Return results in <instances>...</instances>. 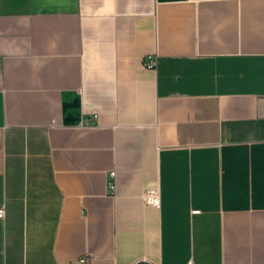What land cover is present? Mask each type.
Here are the masks:
<instances>
[{"label":"crops","instance_id":"crops-1","mask_svg":"<svg viewBox=\"0 0 264 264\" xmlns=\"http://www.w3.org/2000/svg\"><path fill=\"white\" fill-rule=\"evenodd\" d=\"M2 208L0 264H264V0H0Z\"/></svg>","mask_w":264,"mask_h":264},{"label":"built area","instance_id":"built-area-1","mask_svg":"<svg viewBox=\"0 0 264 264\" xmlns=\"http://www.w3.org/2000/svg\"><path fill=\"white\" fill-rule=\"evenodd\" d=\"M148 65L150 66H155L156 65V58L151 56L148 58ZM108 189L111 193H114L116 191V172L112 171L110 172L109 178H108ZM146 200L153 204V205H158L159 199L155 194L149 195L146 197ZM197 211V210H196ZM4 209H0V216L4 215ZM76 264H92V259L88 255L81 256ZM193 264V263H190Z\"/></svg>","mask_w":264,"mask_h":264},{"label":"water","instance_id":"water-1","mask_svg":"<svg viewBox=\"0 0 264 264\" xmlns=\"http://www.w3.org/2000/svg\"><path fill=\"white\" fill-rule=\"evenodd\" d=\"M137 264H149L147 262H138Z\"/></svg>","mask_w":264,"mask_h":264}]
</instances>
